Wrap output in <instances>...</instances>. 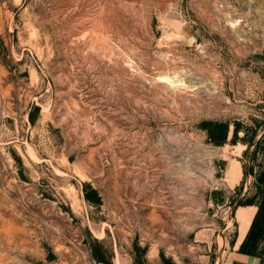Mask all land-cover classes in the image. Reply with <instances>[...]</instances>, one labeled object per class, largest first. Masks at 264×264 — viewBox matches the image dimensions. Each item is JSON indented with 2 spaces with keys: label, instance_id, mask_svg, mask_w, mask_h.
<instances>
[{
  "label": "rangeland",
  "instance_id": "374dc122",
  "mask_svg": "<svg viewBox=\"0 0 264 264\" xmlns=\"http://www.w3.org/2000/svg\"><path fill=\"white\" fill-rule=\"evenodd\" d=\"M263 160L264 0H0V264H209Z\"/></svg>",
  "mask_w": 264,
  "mask_h": 264
},
{
  "label": "trees",
  "instance_id": "16d2710c",
  "mask_svg": "<svg viewBox=\"0 0 264 264\" xmlns=\"http://www.w3.org/2000/svg\"><path fill=\"white\" fill-rule=\"evenodd\" d=\"M203 125L207 130L209 140L213 143L220 144L225 141L228 131V124L226 122L209 120L208 122H204ZM238 130H241V125L239 122H235L232 128V136H235ZM252 139L253 136L250 141ZM258 140L259 138L255 140V143H257ZM246 142H248V140ZM250 171L251 170H249V172ZM244 173L245 170L242 169V175H244ZM254 187L255 191L253 195L237 197L235 201L236 204L256 203L257 206L252 219L249 217L251 220L238 244L237 250L247 254L258 255L257 244L264 238V160L260 164L258 172L255 174ZM85 197L86 199H90L87 195ZM94 197L97 199L96 195ZM235 217H248V215H246L241 208L236 210ZM159 254L160 261L157 264H174V261L170 257L165 256L161 251H159Z\"/></svg>",
  "mask_w": 264,
  "mask_h": 264
},
{
  "label": "crops",
  "instance_id": "0c3cea01",
  "mask_svg": "<svg viewBox=\"0 0 264 264\" xmlns=\"http://www.w3.org/2000/svg\"><path fill=\"white\" fill-rule=\"evenodd\" d=\"M229 219H231L230 216L224 221V226L220 229V235H218L220 238L219 246L212 250L213 255L210 258L209 264H260L258 255L247 254L237 250L238 244L249 225L250 218H236L234 216L235 230L234 234H231L232 237L225 230L228 228Z\"/></svg>",
  "mask_w": 264,
  "mask_h": 264
}]
</instances>
